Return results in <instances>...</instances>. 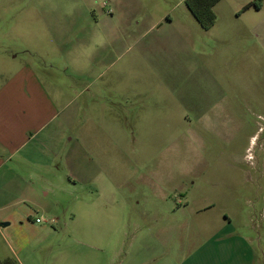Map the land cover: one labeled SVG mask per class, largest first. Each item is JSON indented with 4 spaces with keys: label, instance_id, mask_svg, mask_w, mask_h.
Wrapping results in <instances>:
<instances>
[{
    "label": "rangeland",
    "instance_id": "374dc122",
    "mask_svg": "<svg viewBox=\"0 0 264 264\" xmlns=\"http://www.w3.org/2000/svg\"><path fill=\"white\" fill-rule=\"evenodd\" d=\"M28 2L60 4L44 11L32 5V17L75 19V48L86 44L78 50L87 52L79 56L75 131L85 146L92 131L96 150L83 145L79 162L106 166L118 185L94 217L75 218V244L121 240L135 253L133 237L140 241L160 229L155 242L169 236L170 246L185 253L200 248L209 264L210 255L219 259L217 246L229 250L236 237H249L258 257L264 249V9L244 8L264 0H221L210 30L186 0H0L12 3L0 6V32L8 19L28 16L19 7ZM1 38V45H17ZM4 72L0 84L10 76ZM59 216L56 228L70 223ZM125 226L126 235L119 234ZM102 227H118L117 233Z\"/></svg>",
    "mask_w": 264,
    "mask_h": 264
},
{
    "label": "crops",
    "instance_id": "0c3cea01",
    "mask_svg": "<svg viewBox=\"0 0 264 264\" xmlns=\"http://www.w3.org/2000/svg\"><path fill=\"white\" fill-rule=\"evenodd\" d=\"M10 4L0 6L11 9ZM32 5L20 4L30 10L28 16L8 19V29L0 32V43L5 35L17 43L0 44V64L7 63L0 73L10 74L0 84V224H8L0 227V264H209L211 259L207 261L200 248L185 253L183 247L170 246L169 236L155 242L160 229L147 231L151 237L140 241L133 237L139 244L135 253L129 251L131 244L128 247L121 240L75 244V218L94 217L111 202L118 185L106 166L79 162L83 145L88 151L96 150L92 131L86 146L75 131L79 56L87 53L78 50L86 44L75 48V19L65 23L47 14L35 18ZM46 6L57 9L60 4L40 2L33 8L44 11ZM251 9L261 12L264 4L258 2L244 12ZM88 66L85 59L83 68ZM59 215L68 216L70 223L64 221L60 228ZM102 228L113 234L118 229ZM140 230L135 228V234ZM63 233L66 237L58 242L57 236ZM121 233L126 235V226ZM249 239H229L226 251L217 246L219 259L210 255L213 264H264V249L257 257Z\"/></svg>",
    "mask_w": 264,
    "mask_h": 264
},
{
    "label": "trees",
    "instance_id": "16d2710c",
    "mask_svg": "<svg viewBox=\"0 0 264 264\" xmlns=\"http://www.w3.org/2000/svg\"><path fill=\"white\" fill-rule=\"evenodd\" d=\"M220 1L221 0H186V6L201 28L210 30L216 24L217 15L214 9ZM252 6V4L246 6L244 11Z\"/></svg>",
    "mask_w": 264,
    "mask_h": 264
},
{
    "label": "water",
    "instance_id": "95a60500",
    "mask_svg": "<svg viewBox=\"0 0 264 264\" xmlns=\"http://www.w3.org/2000/svg\"><path fill=\"white\" fill-rule=\"evenodd\" d=\"M8 226V224H0V227L1 228H5V227H7Z\"/></svg>",
    "mask_w": 264,
    "mask_h": 264
},
{
    "label": "built area",
    "instance_id": "2783aa9c",
    "mask_svg": "<svg viewBox=\"0 0 264 264\" xmlns=\"http://www.w3.org/2000/svg\"><path fill=\"white\" fill-rule=\"evenodd\" d=\"M41 222V220L40 219H37V223H40Z\"/></svg>",
    "mask_w": 264,
    "mask_h": 264
}]
</instances>
